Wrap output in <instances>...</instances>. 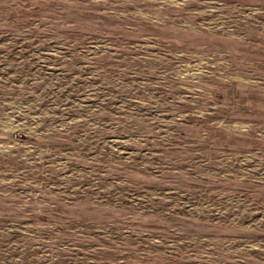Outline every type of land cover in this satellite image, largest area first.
<instances>
[{"label": "rangeland", "instance_id": "rangeland-1", "mask_svg": "<svg viewBox=\"0 0 264 264\" xmlns=\"http://www.w3.org/2000/svg\"><path fill=\"white\" fill-rule=\"evenodd\" d=\"M0 264H264V0H0Z\"/></svg>", "mask_w": 264, "mask_h": 264}]
</instances>
